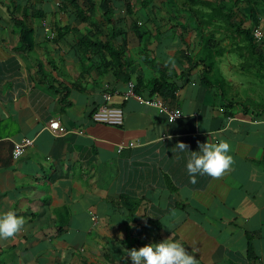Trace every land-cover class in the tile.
Wrapping results in <instances>:
<instances>
[{"label":"crops","instance_id":"0c3cea01","mask_svg":"<svg viewBox=\"0 0 264 264\" xmlns=\"http://www.w3.org/2000/svg\"><path fill=\"white\" fill-rule=\"evenodd\" d=\"M70 1L0 0V212L24 218L17 234L0 239V264H131L127 250L167 238L198 264H264V111L248 116L237 107L230 114L198 71L185 72L177 53L199 46L198 56L201 42L192 27L173 21L180 0L170 3L173 12L168 0H108L115 24L102 16L103 0H95L92 24L77 19ZM24 15L33 29L30 52L18 49L13 23ZM43 24L68 31L50 41ZM86 35L126 49L129 72L146 80L157 75L138 50L152 52L176 88L173 98L160 97L182 117L169 123L155 108L112 95L108 105L123 110V125L94 123L103 95L122 93L127 83L92 68L81 76ZM52 120L64 136L51 134ZM24 139L33 146L14 160ZM207 140L228 142L232 163L219 177L196 174L193 183L187 159ZM178 142L187 150L179 152Z\"/></svg>","mask_w":264,"mask_h":264},{"label":"trees","instance_id":"16d2710c","mask_svg":"<svg viewBox=\"0 0 264 264\" xmlns=\"http://www.w3.org/2000/svg\"><path fill=\"white\" fill-rule=\"evenodd\" d=\"M257 1L258 0H217L216 2L211 0L177 1L179 7L177 6L176 10L179 13L176 18H173L175 19L173 21L177 22L187 17L188 20H184L185 26L192 27L201 42V51L196 58L191 56L188 48L179 51L177 53V58L185 65V72L187 74L198 71L201 83L205 86L212 87L219 93L225 105L230 108V114L234 113L233 110L237 107L240 108L242 114L248 116L261 114L264 111V104H260L251 98L240 104L230 100L224 90V85L226 83L229 84V82L219 73L216 69V63H214V59L221 58L226 53V50L222 48L220 44L223 43L225 39H229V42H235L233 44L234 47L238 48L239 56L246 57L251 61L250 68L257 71V74H264V56L257 50V42L253 35L255 27L253 28V26L250 25L252 22L249 24L240 19L241 16H244V9L247 8V10H249L248 17L258 24V27H261L260 20H258V18L257 20L254 19L256 17L255 11H257ZM150 2V0H144L143 6ZM69 4L74 6L76 17L81 22L89 24L94 22L93 16L96 12L95 0H71ZM98 8L109 24H115L112 12L113 7L110 1L103 0ZM127 9L129 13V5ZM41 18L42 15L37 14L34 15L32 19H34L33 22H35L40 21ZM13 23L20 39V48L18 49L20 51L30 52L33 49V29L29 24V20L26 18V15L22 16V18L14 16ZM133 25L132 29L137 37L142 36L138 31L136 22ZM212 27L216 29L212 30ZM261 29L263 31L264 27H261ZM67 31L68 29L62 30L59 29L58 26L53 27L52 33L55 35L54 41H61L65 37ZM211 31H214V36L208 37ZM159 35L160 33L158 32L157 37H159ZM216 36H218L219 39H217ZM157 37L156 39L159 40ZM211 38L214 39L211 40ZM212 42L217 45L218 49L214 48ZM80 47L83 51L82 54L79 53L81 76L88 74L90 68L96 69L99 74H102V71H111L117 79H121L124 83L130 82L132 77L135 76L137 91H142L141 89H144L150 96L159 95L165 100L173 98L176 88L170 82L171 78L169 76H171L172 73L163 64L159 63L154 56L152 57L151 54L153 53L148 49L140 47L138 54L140 60L157 75L156 78L150 80H146L140 74L129 72L130 69H133V64L125 60L127 52L124 48H115L110 42L102 43L95 36L90 38L87 35L80 41ZM99 67H101V69ZM249 248H251V246H249Z\"/></svg>","mask_w":264,"mask_h":264},{"label":"clouds","instance_id":"9594fccd","mask_svg":"<svg viewBox=\"0 0 264 264\" xmlns=\"http://www.w3.org/2000/svg\"><path fill=\"white\" fill-rule=\"evenodd\" d=\"M175 148L179 152L187 150L183 142H178ZM230 145L226 141L208 142L199 145L198 151H191L187 159L186 170L192 182L195 175L219 177L229 168L232 158L228 154ZM24 225V218L14 211L0 212V239L11 238ZM131 264H198L195 255L188 251L178 241L167 238L158 243H149L139 249L127 250Z\"/></svg>","mask_w":264,"mask_h":264},{"label":"rangeland","instance_id":"374dc122","mask_svg":"<svg viewBox=\"0 0 264 264\" xmlns=\"http://www.w3.org/2000/svg\"><path fill=\"white\" fill-rule=\"evenodd\" d=\"M173 0H168L167 4L165 6L166 10L168 12L170 11L171 5L170 3ZM217 1V0H213ZM257 11L255 20H260V25L263 28L264 27V0H258L257 1ZM175 11L176 8H175ZM244 16H241L240 19L243 21L248 22L249 24L252 22L253 28H259L262 34V38L260 40H256L257 42V50L259 53L264 56V30L262 31L261 27H258V24H256L253 20H251L249 16V10L244 9L243 12ZM138 20L142 22V25L145 26L147 23L145 19L142 16H138ZM249 18V19H248ZM185 21L188 20L187 17L183 18ZM184 20H179V23ZM254 22V23H253ZM179 23L175 24L176 26L179 25ZM158 24V22H157ZM169 24V23H168ZM147 27V26H145ZM182 28V26H181ZM216 29L215 27H212V30ZM254 30V32H255ZM253 32V35H254ZM187 34V33H186ZM214 36V31H211L208 37ZM217 39L218 36H216ZM214 38H211L213 40ZM235 42H229V39H225L223 43H221V47L226 50V53L221 58L214 59V63H216V69L219 71V73L225 78L228 82L224 85V90L226 94L228 95L230 100H233L237 103L245 102L247 99L251 98L254 101H258L260 104L264 103V74H257L253 68H250L251 61L248 60L246 57H240L238 52V48L234 47ZM215 49H218L217 45L214 44ZM233 45V46H232ZM198 49H190V54L193 58H196ZM201 51V50H200ZM179 61V59H177ZM140 62V61H139ZM210 62V61H209ZM249 96V97H248ZM238 97V98H237ZM237 98V99H236ZM240 109V108H238ZM237 109V110H238ZM243 109V108H242ZM253 110V109H251Z\"/></svg>","mask_w":264,"mask_h":264},{"label":"built area","instance_id":"2783aa9c","mask_svg":"<svg viewBox=\"0 0 264 264\" xmlns=\"http://www.w3.org/2000/svg\"><path fill=\"white\" fill-rule=\"evenodd\" d=\"M255 30V29H254ZM43 31L45 36L50 41L55 40V35L50 31V29L43 24ZM254 38L260 40L262 34L259 28H256L254 32ZM112 95H122L125 101L129 99H136L137 102L141 105H145L151 108L157 109L161 114H164L168 118L169 123H174L176 120L182 117L183 113L179 109L169 110L166 106L165 101L159 95H153L148 98L142 97L136 93V85L133 82H128L126 84V89L124 92H114V94L106 93L103 95L104 104L99 106L96 111L93 112L91 120L94 123L112 126V127H121L124 122V112L121 108L110 107L108 104L111 100ZM49 131L53 136L59 138L66 134V129L62 126L61 122L58 120H52L49 122L48 126ZM137 144L130 143L129 147L133 148ZM33 146V141L29 139H24L19 143H16L13 149V159L17 160L21 158L27 149ZM125 147L120 145L118 148V153H121Z\"/></svg>","mask_w":264,"mask_h":264}]
</instances>
